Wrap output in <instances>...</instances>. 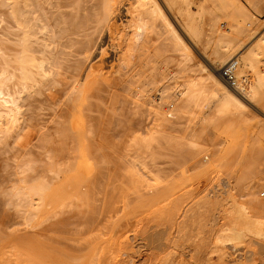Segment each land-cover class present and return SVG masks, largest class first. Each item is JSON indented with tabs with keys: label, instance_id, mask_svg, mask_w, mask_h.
Returning <instances> with one entry per match:
<instances>
[{
	"label": "rangeland",
	"instance_id": "obj_1",
	"mask_svg": "<svg viewBox=\"0 0 264 264\" xmlns=\"http://www.w3.org/2000/svg\"><path fill=\"white\" fill-rule=\"evenodd\" d=\"M102 2L1 0L0 46L7 56L21 50L25 23L36 32L29 44L51 60L48 79L39 76L23 93L18 122L6 120L0 130V264H224L221 252L209 261L199 258L198 232L181 243L165 213L183 199L190 211L212 190L220 194L212 201L225 203L229 181L239 196L240 179L264 162V113L249 102V113L203 130L191 114L166 113L176 82L184 79L163 81L166 73L153 69L109 75L110 68L88 78L91 60L105 59L110 66L114 53L104 32ZM238 5L257 35L264 34V0H238ZM213 8L220 22L228 21L219 3ZM124 10L123 2L119 20H126ZM167 12L197 59L208 64L179 17ZM165 38L153 41L160 59L177 58ZM94 39L101 48L88 58L86 47ZM54 54L59 60L50 63ZM153 72L156 83L167 88L157 114L151 110L154 98L145 103L137 96L138 80ZM89 80L95 81L93 88ZM37 183L46 184V196L27 195ZM258 190L264 198L263 188ZM225 209L211 212L221 221ZM198 213L207 216L203 209ZM247 250L252 252L247 264H264V241L249 242Z\"/></svg>",
	"mask_w": 264,
	"mask_h": 264
},
{
	"label": "bare ground",
	"instance_id": "obj_2",
	"mask_svg": "<svg viewBox=\"0 0 264 264\" xmlns=\"http://www.w3.org/2000/svg\"><path fill=\"white\" fill-rule=\"evenodd\" d=\"M161 1L103 0L101 17L114 52L113 58L110 66L105 59L91 60L87 77H93L95 72L105 74L110 68L112 72L109 75L124 70L153 69L157 74L166 73L163 81L184 79L176 82V93L166 113L171 116L174 112L191 114L193 119H199L196 124L203 130L238 112L249 113V102L264 113V34L257 35L252 18L238 5V0ZM123 2L125 21L119 20L116 15L118 5ZM216 3L221 5L222 18L229 22H220L215 17L213 6ZM167 10L179 17L184 34L205 52L208 64L197 59L185 37L169 19ZM3 21L0 15V23ZM38 22L43 21L39 19ZM245 24L248 30L244 29ZM23 25L26 37L15 57H8L4 47L0 46V130L6 120L12 124L18 122L23 93L39 82V76L49 77L47 69L51 57H39L36 49L29 44L31 35L36 32L31 33L27 24ZM237 33L240 38L233 39V34ZM163 36L169 44L168 51L178 53L177 58L160 59L153 41ZM97 47L101 48L97 39L88 43V58L99 51ZM58 60L57 54H54L50 63ZM158 64L159 67L156 66ZM158 69L161 72H157ZM136 72L134 75L138 77L140 74ZM155 72L138 80L141 86L138 85L137 96L145 99V103L154 98L151 110L157 114L166 99L167 88L161 85L162 81L156 83ZM183 72L187 74L183 76ZM94 82L89 80L91 88ZM232 125L228 122L227 126L230 128ZM207 157L205 154L203 159ZM239 183L241 192L235 197L232 182H226L227 192L223 194H228V197L225 203L212 201L220 196L212 190L190 211H185L187 199L171 204L166 211L170 232L178 228L181 243L189 242L194 232L201 235L203 241L195 244L200 259L209 261L215 253L221 252L224 264H247L252 254L247 250L248 243L264 241V198L258 190L259 187L264 190V162L249 169ZM47 193L46 184L37 183L27 195L42 198ZM213 207H226L220 216L221 221L212 214ZM201 209L207 212L206 217L198 213ZM183 214L184 220L179 222Z\"/></svg>",
	"mask_w": 264,
	"mask_h": 264
},
{
	"label": "built area",
	"instance_id": "obj_3",
	"mask_svg": "<svg viewBox=\"0 0 264 264\" xmlns=\"http://www.w3.org/2000/svg\"><path fill=\"white\" fill-rule=\"evenodd\" d=\"M232 83H234V80L232 81ZM263 196H264V194H263Z\"/></svg>",
	"mask_w": 264,
	"mask_h": 264
}]
</instances>
